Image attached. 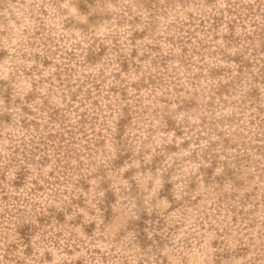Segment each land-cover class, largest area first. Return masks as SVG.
I'll use <instances>...</instances> for the list:
<instances>
[{
    "label": "rangeland",
    "instance_id": "1",
    "mask_svg": "<svg viewBox=\"0 0 264 264\" xmlns=\"http://www.w3.org/2000/svg\"><path fill=\"white\" fill-rule=\"evenodd\" d=\"M77 261L264 264V0H0V264Z\"/></svg>",
    "mask_w": 264,
    "mask_h": 264
},
{
    "label": "trees",
    "instance_id": "2",
    "mask_svg": "<svg viewBox=\"0 0 264 264\" xmlns=\"http://www.w3.org/2000/svg\"><path fill=\"white\" fill-rule=\"evenodd\" d=\"M225 88H226V86L222 84L218 89L223 90ZM122 121H126V120L122 119ZM123 123H121V124H123ZM159 221L162 222V219H159ZM151 224H152L151 228L157 227L156 223H151ZM135 225H136V229L138 230V232H137L138 235H136V241L141 245V247L145 249L146 246L152 245L149 252L151 250L157 251L158 245H160L163 241L162 237L157 233H154L152 236H149L146 232H144L143 227L145 224L143 221H138L135 223ZM104 258H106V257L104 256ZM78 263L81 264L82 261H77L76 264H78Z\"/></svg>",
    "mask_w": 264,
    "mask_h": 264
}]
</instances>
